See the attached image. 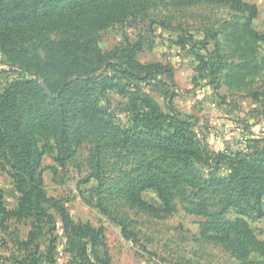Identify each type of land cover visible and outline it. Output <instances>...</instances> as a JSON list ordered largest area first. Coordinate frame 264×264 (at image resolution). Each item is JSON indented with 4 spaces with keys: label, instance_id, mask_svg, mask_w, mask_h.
<instances>
[{
    "label": "rangeland",
    "instance_id": "374dc122",
    "mask_svg": "<svg viewBox=\"0 0 264 264\" xmlns=\"http://www.w3.org/2000/svg\"><path fill=\"white\" fill-rule=\"evenodd\" d=\"M103 1L69 33L58 18L30 19L37 0H0V95L17 86L46 201L28 204L0 143V264H264V0H238L256 9L250 24L214 0ZM128 5L141 8L99 28L106 9ZM65 82L80 96L70 111L94 108L102 124L59 162L42 113ZM171 123L200 160L160 147ZM151 177L169 185L170 208L137 192ZM237 221L259 243L246 259L223 228Z\"/></svg>",
    "mask_w": 264,
    "mask_h": 264
},
{
    "label": "trees",
    "instance_id": "16d2710c",
    "mask_svg": "<svg viewBox=\"0 0 264 264\" xmlns=\"http://www.w3.org/2000/svg\"><path fill=\"white\" fill-rule=\"evenodd\" d=\"M29 0H19V6L25 5ZM221 3L231 4L234 9L248 13L247 23L257 16L255 8L248 5L241 4L238 0H214ZM105 1L103 0H37V4L30 14V19L33 21L42 20L45 18H58V24H62L61 29L73 33L76 26L71 22L73 18L77 21L82 20L85 13H91V8H97L100 14ZM141 7L128 5L121 9L109 7L104 16L97 17L103 23L99 28L112 24L122 18L130 16L133 12ZM93 22V19L90 20ZM71 41L61 43L60 46L69 47ZM143 71L148 74H161L164 68L161 67H147ZM80 84L81 81H77ZM86 83V82H85ZM73 87L69 82H65L60 94L56 98V103L52 104L53 111L42 113L46 116L48 121L55 124V129L48 128L47 136L52 139V148L58 154V161L69 159L75 152V147L84 141L88 135L84 132L88 128L97 124H102V121L96 119L97 112L91 115L90 111L94 108H86L84 106L79 109L70 111V105H77L79 95H71L69 89ZM52 103V102H51ZM97 111V110H95ZM73 113L74 117L69 120L68 113ZM92 116V117H91ZM172 131L165 132L160 135V147L175 156L185 157L188 159L200 160L201 152L197 143L189 137L185 131L177 127L176 124L171 123ZM32 127L26 128L25 118L21 108V101L18 98L17 86H11L2 92L0 95V143L5 147L8 155V160L12 163L13 178L16 180L21 192L28 197V204L39 206L45 203V196L42 192V181L37 178V168L39 159L42 153L39 149L38 139L35 138L31 132ZM93 130V129H92ZM96 133H100L95 129ZM123 130L115 131H101L105 133V137L129 143V137L121 138L124 135ZM129 132V131H128ZM126 135V133H125ZM129 136V134L127 133ZM15 162V164H13ZM137 188L138 191L145 189H153L157 192L161 203L166 208L172 205L173 195L169 185L163 178L151 177L143 181ZM28 190V191H27ZM29 194V195H28ZM35 199V201H33ZM225 231L232 233L227 237L228 246L234 256L239 259H246L250 256L253 250H259V243L256 242L252 233L246 228V224L242 221L229 224ZM75 232L76 229L72 228ZM76 234V233H74ZM87 234H93V231L87 230ZM97 240L94 241V243Z\"/></svg>",
    "mask_w": 264,
    "mask_h": 264
}]
</instances>
